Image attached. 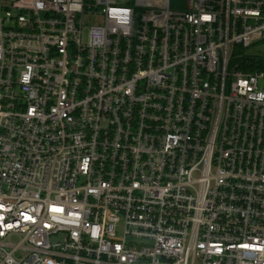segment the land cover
I'll return each mask as SVG.
<instances>
[{
  "label": "built area",
  "instance_id": "obj_1",
  "mask_svg": "<svg viewBox=\"0 0 264 264\" xmlns=\"http://www.w3.org/2000/svg\"><path fill=\"white\" fill-rule=\"evenodd\" d=\"M181 1L0 0V264H264V0Z\"/></svg>",
  "mask_w": 264,
  "mask_h": 264
},
{
  "label": "rangeland",
  "instance_id": "obj_2",
  "mask_svg": "<svg viewBox=\"0 0 264 264\" xmlns=\"http://www.w3.org/2000/svg\"><path fill=\"white\" fill-rule=\"evenodd\" d=\"M127 1H131V0H120V2H122V4H126L125 2ZM170 7H172V9L175 8H182L183 7V2L181 0H170ZM85 23L84 25L86 27L96 23V19L93 18H88L87 16L85 17ZM242 56H257V57H264V41L262 42H258L248 48H245L242 51Z\"/></svg>",
  "mask_w": 264,
  "mask_h": 264
},
{
  "label": "trees",
  "instance_id": "obj_3",
  "mask_svg": "<svg viewBox=\"0 0 264 264\" xmlns=\"http://www.w3.org/2000/svg\"><path fill=\"white\" fill-rule=\"evenodd\" d=\"M248 60H249L248 63L246 61H242L239 64V67L253 71V70L257 69L258 67H260L262 63H264V60L257 57V56H250V57H248Z\"/></svg>",
  "mask_w": 264,
  "mask_h": 264
}]
</instances>
